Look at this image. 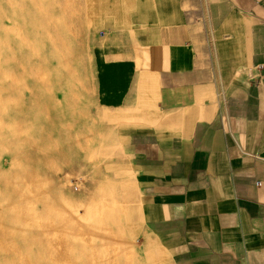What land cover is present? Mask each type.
Segmentation results:
<instances>
[{"label": "crops", "instance_id": "obj_1", "mask_svg": "<svg viewBox=\"0 0 264 264\" xmlns=\"http://www.w3.org/2000/svg\"><path fill=\"white\" fill-rule=\"evenodd\" d=\"M92 38L95 101L122 134L170 264H264V0H116Z\"/></svg>", "mask_w": 264, "mask_h": 264}, {"label": "rangeland", "instance_id": "obj_2", "mask_svg": "<svg viewBox=\"0 0 264 264\" xmlns=\"http://www.w3.org/2000/svg\"><path fill=\"white\" fill-rule=\"evenodd\" d=\"M115 8L0 0V264H170L142 248L132 116L95 101L92 38Z\"/></svg>", "mask_w": 264, "mask_h": 264}, {"label": "bare ground", "instance_id": "obj_3", "mask_svg": "<svg viewBox=\"0 0 264 264\" xmlns=\"http://www.w3.org/2000/svg\"><path fill=\"white\" fill-rule=\"evenodd\" d=\"M52 171H54V168L52 169ZM44 199H46V197H43Z\"/></svg>", "mask_w": 264, "mask_h": 264}]
</instances>
